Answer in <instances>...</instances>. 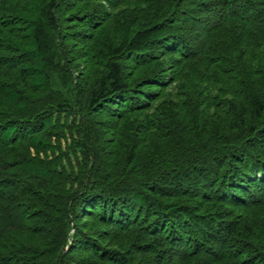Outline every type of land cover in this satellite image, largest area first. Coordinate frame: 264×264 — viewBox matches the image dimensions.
Wrapping results in <instances>:
<instances>
[{"label":"trees","instance_id":"obj_1","mask_svg":"<svg viewBox=\"0 0 264 264\" xmlns=\"http://www.w3.org/2000/svg\"><path fill=\"white\" fill-rule=\"evenodd\" d=\"M0 264H264V0H0Z\"/></svg>","mask_w":264,"mask_h":264}]
</instances>
